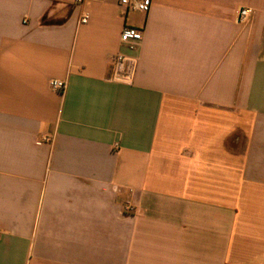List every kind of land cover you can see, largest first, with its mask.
Here are the masks:
<instances>
[{
  "label": "crops",
  "instance_id": "1",
  "mask_svg": "<svg viewBox=\"0 0 264 264\" xmlns=\"http://www.w3.org/2000/svg\"><path fill=\"white\" fill-rule=\"evenodd\" d=\"M0 229V264H264V0H0Z\"/></svg>",
  "mask_w": 264,
  "mask_h": 264
},
{
  "label": "built area",
  "instance_id": "2",
  "mask_svg": "<svg viewBox=\"0 0 264 264\" xmlns=\"http://www.w3.org/2000/svg\"><path fill=\"white\" fill-rule=\"evenodd\" d=\"M86 0H77L79 4H84ZM126 12L135 11L148 14L153 5V0H116ZM248 15L247 9H242L238 15V22L242 23ZM89 20V15L84 14L81 17V23L85 24ZM144 39V33L141 29L126 26L121 33V43L127 53L118 52L111 57L110 62V78L112 82L130 85L133 82V77L138 66L137 52L140 44ZM51 90L64 94L68 82L65 80L52 79L49 83ZM132 208L128 205L126 211H131ZM1 234V229H0Z\"/></svg>",
  "mask_w": 264,
  "mask_h": 264
},
{
  "label": "rangeland",
  "instance_id": "3",
  "mask_svg": "<svg viewBox=\"0 0 264 264\" xmlns=\"http://www.w3.org/2000/svg\"><path fill=\"white\" fill-rule=\"evenodd\" d=\"M131 14H133V13H131Z\"/></svg>",
  "mask_w": 264,
  "mask_h": 264
}]
</instances>
